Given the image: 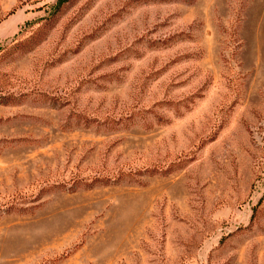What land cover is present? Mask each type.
Instances as JSON below:
<instances>
[{"label": "rangeland", "instance_id": "obj_1", "mask_svg": "<svg viewBox=\"0 0 264 264\" xmlns=\"http://www.w3.org/2000/svg\"><path fill=\"white\" fill-rule=\"evenodd\" d=\"M0 264H264V0H0Z\"/></svg>", "mask_w": 264, "mask_h": 264}]
</instances>
